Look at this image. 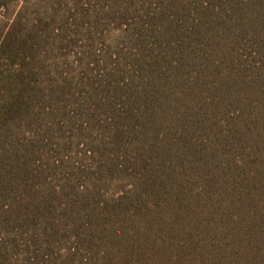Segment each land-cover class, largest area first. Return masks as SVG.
Instances as JSON below:
<instances>
[{
  "label": "trees",
  "instance_id": "trees-1",
  "mask_svg": "<svg viewBox=\"0 0 264 264\" xmlns=\"http://www.w3.org/2000/svg\"><path fill=\"white\" fill-rule=\"evenodd\" d=\"M0 264H264V0H0Z\"/></svg>",
  "mask_w": 264,
  "mask_h": 264
}]
</instances>
